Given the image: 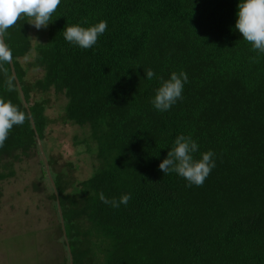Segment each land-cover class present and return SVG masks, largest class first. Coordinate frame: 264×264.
Here are the masks:
<instances>
[{"label": "trees", "instance_id": "trees-1", "mask_svg": "<svg viewBox=\"0 0 264 264\" xmlns=\"http://www.w3.org/2000/svg\"><path fill=\"white\" fill-rule=\"evenodd\" d=\"M239 2L61 0L39 40L25 16L6 30L27 106L10 63L0 73V97L28 118L0 148V182L22 156H39L31 184L50 205L46 236L62 246L44 264H69L66 243L72 264H264V53L235 28ZM102 20L107 29L89 49L64 38L68 26ZM173 72H186L188 82L161 112L152 100ZM51 93L65 98L54 118L46 113ZM58 120L84 130L74 136L89 166L83 178L45 149L46 127ZM181 134L197 142L196 159L214 153L202 186L159 169ZM100 193L131 199L112 207Z\"/></svg>", "mask_w": 264, "mask_h": 264}, {"label": "clouds", "instance_id": "clouds-1", "mask_svg": "<svg viewBox=\"0 0 264 264\" xmlns=\"http://www.w3.org/2000/svg\"><path fill=\"white\" fill-rule=\"evenodd\" d=\"M61 0H0V73H7L4 64L12 62V53L4 43L6 30L13 27L22 17L36 29L46 28L53 20L52 15L60 5ZM235 28L242 34L244 40L252 45V49L264 53V0H242L238 4ZM107 29V21H100L89 27L71 25L64 30V38L81 48L89 49L97 43L98 37ZM152 69L145 72L147 79L155 76ZM188 82L186 72L171 73L167 80H163L156 91L152 103L155 109L167 111L182 97L185 83ZM8 89L12 90L11 78L7 81ZM26 113L21 111L10 101L0 97V148H3L10 131L14 126L23 125L27 119ZM198 151V144L190 136L183 134L176 137L174 147L159 164L163 174L175 172L183 177L188 186H202L205 179L215 167L214 153L209 150L202 153L200 159L194 157ZM131 199L130 194H125L119 200H108L100 193V200L112 207L120 204L127 205Z\"/></svg>", "mask_w": 264, "mask_h": 264}, {"label": "rangeland", "instance_id": "rangeland-1", "mask_svg": "<svg viewBox=\"0 0 264 264\" xmlns=\"http://www.w3.org/2000/svg\"><path fill=\"white\" fill-rule=\"evenodd\" d=\"M45 28L31 26L32 41L45 35ZM30 59V55L23 61ZM65 102L63 95L50 94V107L46 113L50 118L58 116ZM83 129L62 121L50 123L45 130V149L58 163L71 161L74 175L83 178L88 173V162L83 154H77L74 136L80 138ZM76 162V163H74ZM42 163L36 154L22 156L15 174L0 182V264H41L55 261L62 247L54 237H47L53 229L49 219L50 205L36 193L31 181L38 174ZM48 225V227H47Z\"/></svg>", "mask_w": 264, "mask_h": 264}, {"label": "water", "instance_id": "water-1", "mask_svg": "<svg viewBox=\"0 0 264 264\" xmlns=\"http://www.w3.org/2000/svg\"><path fill=\"white\" fill-rule=\"evenodd\" d=\"M10 66H11V72H12L13 79H14V81H15V83H16V85H17V88H18V90H19V94H20V96H21V98H22V101H23L24 105L27 106V104H26V102H25V99H24V96H23V92H22V90H21L20 84H19V82H18V80H17V77H16V75H15V72H14V70H13V67H12V64H11V63H10ZM28 112H29V111H28ZM30 121H31V125H32V127L34 128V123H33V120H32L31 118H30ZM36 139H37V142H38V147H39L40 153H41V155H42V159H43V162H44V167H45L46 174H47V176H48L49 179H50V182H51V184H52V187L54 188L53 181L51 180V176H50L49 165H48V162H47L46 156H45V154H44V152H43V149H42V146H41V141H40V139H39V137H38L37 134H36ZM58 212H59V215H60L61 212H60L59 206H58ZM60 216H61V215H60ZM60 221H61V223H62L63 237H64V240H65V242H66L67 239H66V236H65V231H64V227H63L62 218H60ZM66 248H67V250H68V252H69V264H72V257H71V255H70V250H69V245H68V243H66Z\"/></svg>", "mask_w": 264, "mask_h": 264}]
</instances>
